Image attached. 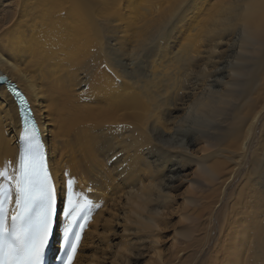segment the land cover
I'll return each mask as SVG.
<instances>
[{
  "label": "bare ground",
  "instance_id": "6f19581e",
  "mask_svg": "<svg viewBox=\"0 0 264 264\" xmlns=\"http://www.w3.org/2000/svg\"><path fill=\"white\" fill-rule=\"evenodd\" d=\"M137 2L0 0V77L38 124L56 242L71 177L99 206L75 264H129L130 250L145 264H264V0ZM6 87L0 169L18 159L21 131ZM174 129L183 144L165 139ZM185 169L195 179L176 206Z\"/></svg>",
  "mask_w": 264,
  "mask_h": 264
},
{
  "label": "snow or ice",
  "instance_id": "6c2138e0",
  "mask_svg": "<svg viewBox=\"0 0 264 264\" xmlns=\"http://www.w3.org/2000/svg\"><path fill=\"white\" fill-rule=\"evenodd\" d=\"M12 91L22 124L21 148L18 159L0 169V264H46L58 215L56 184L28 101ZM97 207L75 190V180L68 177L59 264H75L86 225Z\"/></svg>",
  "mask_w": 264,
  "mask_h": 264
},
{
  "label": "rangeland",
  "instance_id": "374dc122",
  "mask_svg": "<svg viewBox=\"0 0 264 264\" xmlns=\"http://www.w3.org/2000/svg\"><path fill=\"white\" fill-rule=\"evenodd\" d=\"M136 1H138L139 3H141V0H136ZM133 6H136V2H135V4ZM126 63H128V62H126ZM221 67L222 66H220V68ZM174 130L175 131H174L173 134H165V133H163V135L165 136V139H168L169 138L171 140V142H174V144L175 143L178 144V145L179 144H183V142L186 140V138L183 137V134L177 133L176 132V129H174ZM197 148L196 147H192L188 153H191V152L193 153L194 152V154H196L198 152L197 151ZM192 170L193 169H185L183 172L180 173V177H178V178H180L179 180H180V182H182V184H180V186H178L176 188V190L173 191V195H174V200H175L176 206H179L180 205L179 203H181V198H182L180 196L183 193V191H185V188L188 186L187 184L193 183V181L195 179L193 177V171ZM191 174H192V176H191ZM190 195L191 194H189V195H186L185 193L182 194V196H190ZM189 208H190V206L188 207V209ZM206 216H207V212H205L204 215H203V217L201 218V224H202L201 226H203V224L205 223ZM177 219L178 218L176 216H174L172 218V225L175 223L174 227L176 228V230H177V227H178V229L183 227V226H180V224H178ZM185 224H186V222H182V225L186 226ZM204 226H205V224H204ZM203 227H202V230L204 229ZM116 233H117V236L114 239V241H112V243L115 246L124 245L125 244V239H123L122 236H120V229L119 228L116 229ZM202 234H203V232L200 233L199 235H202ZM163 235H165V236H161L162 238H160V240L165 243L162 246V248L163 249L164 248L166 249L169 246V244H170L169 241H170V237L172 236V232H171V230H168L166 232V234H163ZM199 235H196L195 238L196 239H199V238L202 237V236L200 237ZM213 235H214V232L211 233L212 238H215L217 236V234L214 237H213ZM132 242H134V241H132ZM191 244H192V246L190 247V251L192 253L190 255H192V254L195 255V253H197L198 247L200 245H199V243L196 242V240L192 241ZM132 246H133L132 247V249H133L135 246L134 245H132ZM139 247L142 248L141 246H139ZM127 255H128L129 264H145V262L147 260V258L145 257V253L144 252L137 251V250L136 251L130 250ZM187 255H188V253L186 254V256ZM187 264H190V260H188V263Z\"/></svg>",
  "mask_w": 264,
  "mask_h": 264
},
{
  "label": "water",
  "instance_id": "95a60500",
  "mask_svg": "<svg viewBox=\"0 0 264 264\" xmlns=\"http://www.w3.org/2000/svg\"><path fill=\"white\" fill-rule=\"evenodd\" d=\"M3 82H4V79L2 77H0V83H3ZM13 97H15V96H13Z\"/></svg>",
  "mask_w": 264,
  "mask_h": 264
}]
</instances>
